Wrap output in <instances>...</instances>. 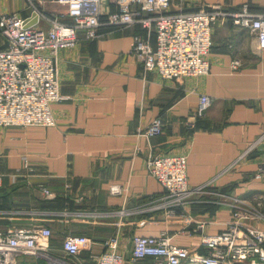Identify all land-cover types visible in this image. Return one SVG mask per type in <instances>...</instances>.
Wrapping results in <instances>:
<instances>
[{
	"label": "crops",
	"instance_id": "crops-1",
	"mask_svg": "<svg viewBox=\"0 0 264 264\" xmlns=\"http://www.w3.org/2000/svg\"><path fill=\"white\" fill-rule=\"evenodd\" d=\"M213 5L264 12V0H171L170 11ZM116 9L112 0H101L102 19ZM33 11L43 29L50 23L42 15L66 18L65 5L56 0H0V16L17 13L26 19ZM100 33L59 53L64 98L52 104L54 126L0 127V230L51 228L45 252L59 244L60 254H51L62 264H95L105 242L117 236L124 264H149L131 260L135 235L166 233L173 244L203 251L201 233L226 229L234 197L264 214V171L258 177L264 166V51H258L254 35L230 17L219 18L209 73L164 80L156 71L144 75L130 53L134 35L142 33L139 26H102ZM6 45L0 33V49ZM200 94L212 97V104L194 120ZM156 118L162 133L140 135ZM180 153L187 155L190 187L206 186L184 209L167 214L156 207L165 189L148 173L147 160L151 154ZM115 184L121 193L110 192ZM199 221H206L203 230ZM244 223L264 229V218ZM69 234L88 236L92 247L69 258L62 249Z\"/></svg>",
	"mask_w": 264,
	"mask_h": 264
},
{
	"label": "built area",
	"instance_id": "built-area-1",
	"mask_svg": "<svg viewBox=\"0 0 264 264\" xmlns=\"http://www.w3.org/2000/svg\"><path fill=\"white\" fill-rule=\"evenodd\" d=\"M65 5L66 18L42 15L48 29L37 25L25 28L17 13L0 16V33L7 45L0 49V127H51L56 121L52 104L64 97L60 91L58 58L60 51L77 45L80 39L100 37L102 26H139L141 34L133 37L130 53L140 63L144 75L156 71L164 80L199 78L210 71L209 55L213 46V26L219 18H231L234 25L248 29L257 40V49L264 51V12L253 13L248 5L229 12L218 5L194 11L172 12L171 0H112L117 9L102 19L101 0H56ZM238 61L232 63L236 68ZM212 104V97L200 94L191 115L203 117ZM160 118L153 120L140 133L147 138L161 134ZM148 173L164 187L159 199L167 214L184 209L191 196L205 186L191 188L187 175V155L151 154ZM264 171V166L261 172ZM2 176L0 174V185ZM121 185L110 188L119 194ZM49 197L51 191L43 188ZM233 219L217 234L201 233L200 248L192 250L171 242L169 235H135L132 238L131 260H153L155 264H264V229L248 227L244 220L264 218L255 206L234 197L230 202ZM195 222L196 220L193 219ZM201 230L206 221H199ZM52 229L47 226L12 227L0 230V264H13L21 255H40L51 246ZM92 239L82 234L63 238L62 249L69 257L92 247ZM119 239L111 237L95 264H124Z\"/></svg>",
	"mask_w": 264,
	"mask_h": 264
},
{
	"label": "rangeland",
	"instance_id": "rangeland-1",
	"mask_svg": "<svg viewBox=\"0 0 264 264\" xmlns=\"http://www.w3.org/2000/svg\"><path fill=\"white\" fill-rule=\"evenodd\" d=\"M256 208L260 212L259 208L258 207ZM52 251L56 252L57 254H60L61 251H60L59 244H56V247L53 248L51 252ZM51 252L50 253L41 252L39 256L38 255H21V256H18L16 260H20V262H23L25 264H62L60 261L56 260L55 258H52L53 255L51 254ZM149 264H155V263L153 260H150Z\"/></svg>",
	"mask_w": 264,
	"mask_h": 264
},
{
	"label": "water",
	"instance_id": "water-1",
	"mask_svg": "<svg viewBox=\"0 0 264 264\" xmlns=\"http://www.w3.org/2000/svg\"><path fill=\"white\" fill-rule=\"evenodd\" d=\"M39 13L37 11H33L30 17L24 19L23 26L25 28L36 25L39 22Z\"/></svg>",
	"mask_w": 264,
	"mask_h": 264
}]
</instances>
